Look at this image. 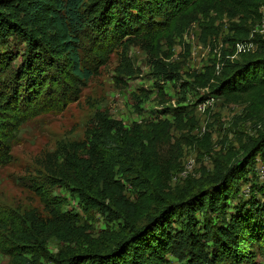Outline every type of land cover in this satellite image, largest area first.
I'll use <instances>...</instances> for the list:
<instances>
[{"label": "rangeland", "instance_id": "1", "mask_svg": "<svg viewBox=\"0 0 264 264\" xmlns=\"http://www.w3.org/2000/svg\"><path fill=\"white\" fill-rule=\"evenodd\" d=\"M108 1L85 0L86 13ZM23 3L9 0L3 11L24 19ZM259 3L263 17L264 0ZM234 13L214 0L189 8L156 42L139 37L115 49L98 74L81 86L78 100L63 111L23 122L11 144V162L0 167V264H53L59 254L89 244L110 249L122 234L144 225L164 199L211 182L264 136V90L236 99L215 90L264 41V18L253 24ZM27 28L46 53L56 49L40 24ZM81 41L86 65L93 61V48ZM13 68L4 76L11 78ZM114 122L129 138L138 139L122 141L120 150L111 136L104 138L114 152L131 160L122 165L99 161L90 152ZM141 152L168 171L170 181L163 189L150 185L151 179H143L130 165ZM253 166L256 177L241 186L243 196L263 191L264 151ZM29 183L37 184L55 205H46ZM141 183L148 184L150 196ZM167 259L168 264L189 262L187 254ZM256 263L264 264L263 258L257 256Z\"/></svg>", "mask_w": 264, "mask_h": 264}, {"label": "trees", "instance_id": "2", "mask_svg": "<svg viewBox=\"0 0 264 264\" xmlns=\"http://www.w3.org/2000/svg\"><path fill=\"white\" fill-rule=\"evenodd\" d=\"M1 1L0 45L4 47L0 51V167L11 162V144L23 122L44 113L61 112L77 101L81 86L98 74L115 49L139 37L156 42L185 11L212 0H109L94 13H86L85 0H24V19L10 18L3 11L9 0ZM216 1L253 24L262 20L259 0ZM36 24L51 34L55 50L46 53L37 34L28 30V25ZM81 39L93 48V61L86 65L80 57V49H84ZM58 53L66 58L61 60ZM17 60L19 67L14 70ZM11 68L12 77L4 76ZM215 90L230 99L264 90V41L260 51L233 67ZM114 124L111 129L104 128L103 139L96 138L90 152L99 161L122 165L131 160L122 151L114 152L104 138L111 136L120 150L122 141L137 143L138 139L129 138L119 122ZM263 151L264 136L211 182L164 199L144 225L122 234L112 248L89 244L59 254L53 264H168V256L185 254L187 264H258L257 256L264 260V199L260 201L257 196L264 197V186L263 191H250L245 196L240 188L256 177L253 165ZM132 163L138 170L136 174L151 179L150 185L159 190L170 181L168 171L157 168L143 152ZM112 184L122 189L119 183ZM147 185L141 183L150 196ZM28 188L46 205H55L37 184L29 183ZM153 192L156 196L154 188Z\"/></svg>", "mask_w": 264, "mask_h": 264}, {"label": "built area", "instance_id": "3", "mask_svg": "<svg viewBox=\"0 0 264 264\" xmlns=\"http://www.w3.org/2000/svg\"><path fill=\"white\" fill-rule=\"evenodd\" d=\"M262 15H263V13H262ZM262 18H264V16Z\"/></svg>", "mask_w": 264, "mask_h": 264}]
</instances>
